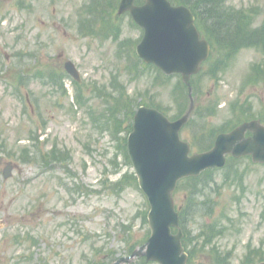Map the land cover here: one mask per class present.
<instances>
[{"label": "rangeland", "instance_id": "374dc122", "mask_svg": "<svg viewBox=\"0 0 264 264\" xmlns=\"http://www.w3.org/2000/svg\"><path fill=\"white\" fill-rule=\"evenodd\" d=\"M88 1L0 0V264H109L127 258L150 236L147 199L121 139L131 132L139 105H158L177 118L189 109V90L175 75L162 77L131 56L143 29L130 14L118 13L120 0H105L91 15L85 11ZM218 6L229 20L237 9L257 7L253 20L258 27L264 22V0H226ZM77 17L94 19L85 35ZM211 18L206 13L204 24ZM13 46L22 53V69ZM68 60L83 78L82 107L72 102ZM212 60L190 84L194 111L182 135L187 141L202 128L213 138L239 124L244 116L235 117L232 102L246 117L250 110L264 120V72L251 81L252 64L264 63V46L231 54L218 47ZM56 72L60 81L48 83ZM110 117L121 122L112 123V130ZM37 135L42 137L34 149H39L32 154L29 141ZM25 157L31 161L25 163ZM9 162L12 174L4 179ZM205 177L211 181L203 194L199 184L196 201L207 202L185 214L186 230L191 238L201 234L212 242L221 229L213 242L231 252L226 264H258L264 258V164L241 158ZM186 186L183 182L175 194L178 206L190 199ZM202 253L193 264H217L218 255Z\"/></svg>", "mask_w": 264, "mask_h": 264}, {"label": "water", "instance_id": "95a60500", "mask_svg": "<svg viewBox=\"0 0 264 264\" xmlns=\"http://www.w3.org/2000/svg\"><path fill=\"white\" fill-rule=\"evenodd\" d=\"M119 10L131 11L145 28L137 52L147 62L156 63L167 73L181 72L185 82L200 70L209 45L200 39L189 8L173 6L168 0H146L142 6L136 5L135 0H122ZM67 68L73 71L71 63ZM193 108L192 99L188 112L176 122H169L155 109H139L128 147L139 184L151 202L149 218L153 232L146 245L112 264H125L137 255H147L162 264H186L181 233H171V226L179 221L172 195L178 180L198 175L206 168L223 166L227 153L236 157L252 154L255 162H264V125L259 121L245 122L229 133H221L211 150L189 156V144L180 140L179 129ZM248 130L253 135L246 137Z\"/></svg>", "mask_w": 264, "mask_h": 264}, {"label": "trees", "instance_id": "16d2710c", "mask_svg": "<svg viewBox=\"0 0 264 264\" xmlns=\"http://www.w3.org/2000/svg\"><path fill=\"white\" fill-rule=\"evenodd\" d=\"M174 3L180 4H188L195 11L198 22L201 28L203 29L206 36H209L215 43L214 52L216 48L220 47L224 50L226 54H231L234 51L247 46H256L262 44L264 46V22L260 24V26H256L253 20V15L257 12L256 7H251L248 9H237L236 14H233L231 20L225 19V15H221L218 4L220 2H226V0H197V4L190 3L189 1L195 0H171ZM204 8V9H203ZM229 8V5H228ZM233 9V8H231ZM204 12V13H203ZM206 13L212 17L210 21H207V24H204L203 17H206ZM203 16V17H202ZM239 19V21L236 20ZM255 72L253 73L251 81L258 82L260 80L259 74L264 72V65H260L254 68ZM249 110V109H248ZM244 116V118H251L253 113L249 110V114L247 117L245 116V112H239ZM237 113L235 117H238ZM234 126V125H233ZM232 126V127H233ZM231 127V128H232ZM230 128V129H231ZM226 131V130H220ZM206 130L203 128L197 135L200 137L208 136L206 135ZM212 139L209 143H202L199 146L201 149H207L211 146ZM234 160V159H233ZM206 175V174H205ZM189 180L194 181V178H190ZM201 181V180H200ZM210 180H207L204 183H209ZM191 183H195L191 182ZM116 189L119 191V185L116 183ZM202 186V185H201Z\"/></svg>", "mask_w": 264, "mask_h": 264}]
</instances>
